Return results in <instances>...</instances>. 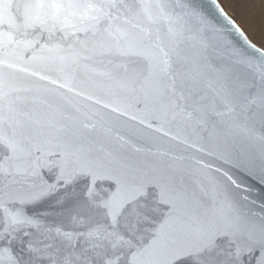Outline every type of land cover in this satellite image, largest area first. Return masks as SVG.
<instances>
[{
	"label": "snow or ice",
	"instance_id": "6c2138e0",
	"mask_svg": "<svg viewBox=\"0 0 264 264\" xmlns=\"http://www.w3.org/2000/svg\"><path fill=\"white\" fill-rule=\"evenodd\" d=\"M0 264H264V47L219 0H0Z\"/></svg>",
	"mask_w": 264,
	"mask_h": 264
},
{
	"label": "rangeland",
	"instance_id": "374dc122",
	"mask_svg": "<svg viewBox=\"0 0 264 264\" xmlns=\"http://www.w3.org/2000/svg\"><path fill=\"white\" fill-rule=\"evenodd\" d=\"M219 3L252 43L264 47V0H219Z\"/></svg>",
	"mask_w": 264,
	"mask_h": 264
}]
</instances>
